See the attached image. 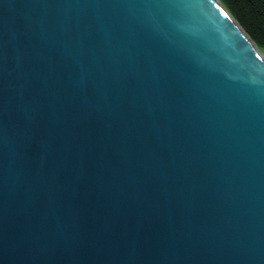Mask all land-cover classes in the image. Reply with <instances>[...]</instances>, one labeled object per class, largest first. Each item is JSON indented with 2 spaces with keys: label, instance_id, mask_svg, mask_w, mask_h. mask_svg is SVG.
<instances>
[{
  "label": "water",
  "instance_id": "obj_1",
  "mask_svg": "<svg viewBox=\"0 0 264 264\" xmlns=\"http://www.w3.org/2000/svg\"><path fill=\"white\" fill-rule=\"evenodd\" d=\"M0 264H264V50L219 0H0Z\"/></svg>",
  "mask_w": 264,
  "mask_h": 264
},
{
  "label": "trees",
  "instance_id": "obj_2",
  "mask_svg": "<svg viewBox=\"0 0 264 264\" xmlns=\"http://www.w3.org/2000/svg\"><path fill=\"white\" fill-rule=\"evenodd\" d=\"M248 37L264 50V0H219Z\"/></svg>",
  "mask_w": 264,
  "mask_h": 264
}]
</instances>
